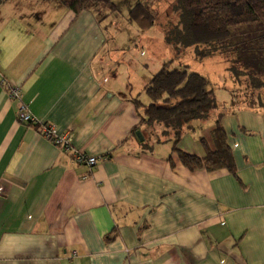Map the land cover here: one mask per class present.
I'll list each match as a JSON object with an SVG mask.
<instances>
[{"label": "crops", "instance_id": "obj_1", "mask_svg": "<svg viewBox=\"0 0 264 264\" xmlns=\"http://www.w3.org/2000/svg\"><path fill=\"white\" fill-rule=\"evenodd\" d=\"M117 12L0 0L1 75L74 149L106 155L73 161L17 120L0 83V264H264V101L213 89L217 107L177 147L203 157L219 123L234 172L185 167L133 98L163 62L189 65Z\"/></svg>", "mask_w": 264, "mask_h": 264}, {"label": "trees", "instance_id": "obj_2", "mask_svg": "<svg viewBox=\"0 0 264 264\" xmlns=\"http://www.w3.org/2000/svg\"><path fill=\"white\" fill-rule=\"evenodd\" d=\"M57 6L81 12L92 4L106 7L107 16L117 12L125 0H47ZM127 19L139 30L146 31L157 24L156 15L139 0L127 7ZM171 11L177 15L176 21L169 20L165 30V40L173 45L176 52L193 46L194 55L204 58L216 53H225L235 46H243L248 51H264V0H176ZM262 23L257 33L238 41H231V28L237 25ZM240 42H242L240 44ZM251 53V52H250ZM256 53V52H255ZM254 55V52H252ZM258 86L264 82L253 75L250 69L239 70ZM208 78L198 72L190 71L187 65L173 66V60L162 63L143 87L148 102L143 103L139 94L134 104L142 108L141 120L145 124L159 123L165 127L164 134L172 132V150L179 161L189 169L204 167L208 170L226 168L234 172L233 156L225 140L219 123L213 129L214 147L210 148L203 137L200 141L206 149L203 157L185 152L177 147L183 126L194 119L206 118L217 107L216 94L207 87ZM37 130L38 124L29 123ZM189 127V126H188ZM109 235L106 239H109Z\"/></svg>", "mask_w": 264, "mask_h": 264}, {"label": "rangeland", "instance_id": "obj_3", "mask_svg": "<svg viewBox=\"0 0 264 264\" xmlns=\"http://www.w3.org/2000/svg\"><path fill=\"white\" fill-rule=\"evenodd\" d=\"M133 1L134 0H125L121 5H119V10L116 13L118 15L114 16H118V18H123L124 20V13L127 11L126 7H128V5H130ZM139 1L144 3L150 9V11L156 15L157 24L154 25L149 31H145L146 33L144 34L151 37L150 41H153L155 44H157L155 45L156 51L159 50L161 52L163 50V44H169L166 42L164 37L169 20L176 21L177 19V15L173 14L171 11L172 5L175 4L176 0ZM261 27L263 28L262 23L237 25L231 28L232 37L230 40L232 42L238 41L244 37L254 35ZM139 33H141V31H139ZM241 43L242 42H240V44ZM169 45V48L172 46L174 50L173 59L175 61L179 60L183 64L187 63L189 65L188 69L190 71L198 72L208 77L209 82L207 87L214 89L217 92L218 101H224V98H228V96L233 95V93H235L236 100L240 103H244L245 98H249L248 101H254V97H256L257 100L261 98L260 101H264V84L250 87V84L254 85L252 84L254 81L251 78L247 79V75L239 72V70H242L243 68L245 70L250 69L253 75L258 76V78L264 82L263 50L255 49L248 51V49H243L245 48L243 46H235L233 49L225 53H216L204 58H198L194 55L192 48H189L191 46L186 47L182 53V51L176 52L173 45ZM252 52H254V55ZM162 59L164 58L162 57ZM139 99L143 103L148 102V97L143 91L140 92Z\"/></svg>", "mask_w": 264, "mask_h": 264}, {"label": "built area", "instance_id": "obj_4", "mask_svg": "<svg viewBox=\"0 0 264 264\" xmlns=\"http://www.w3.org/2000/svg\"><path fill=\"white\" fill-rule=\"evenodd\" d=\"M0 83L4 86L8 97L18 102L16 110L17 120L25 124H38L40 134L58 145L64 152L70 153L73 161L83 162L89 167H94L101 158L106 157V155H91L74 149L71 146L72 134L70 132H59L53 124L49 122H41L32 116L28 109V105L21 99V89L19 85L9 81L6 77L1 75V73Z\"/></svg>", "mask_w": 264, "mask_h": 264}, {"label": "water", "instance_id": "obj_5", "mask_svg": "<svg viewBox=\"0 0 264 264\" xmlns=\"http://www.w3.org/2000/svg\"><path fill=\"white\" fill-rule=\"evenodd\" d=\"M137 133H139V130L137 131Z\"/></svg>", "mask_w": 264, "mask_h": 264}]
</instances>
